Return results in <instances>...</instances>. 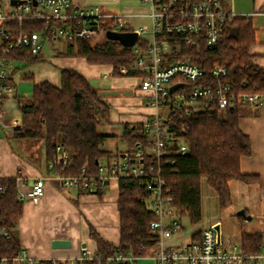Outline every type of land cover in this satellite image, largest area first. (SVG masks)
Masks as SVG:
<instances>
[{
    "label": "built area",
    "instance_id": "obj_1",
    "mask_svg": "<svg viewBox=\"0 0 264 264\" xmlns=\"http://www.w3.org/2000/svg\"><path fill=\"white\" fill-rule=\"evenodd\" d=\"M11 1L0 0V125L4 127L13 126V123L5 125L3 122L4 102L18 92L15 80L18 64L7 56L10 52L26 51L32 57H40L47 43H72L96 37L104 22H108V30L113 31H123L125 26L122 15L104 13L97 6L76 7L70 0H16L19 1L17 4ZM144 1H149L152 6L151 40L145 48L135 44L131 48L135 60L119 69L121 76L139 79L138 87L146 105L156 110L142 123L144 142L120 154L119 158L97 163L95 174L85 175L82 169L77 177H56L65 189L78 188L93 194L98 185L105 190L111 180H141L146 193L142 200L154 217L149 229L157 237V250L150 257L151 264H264V233L255 253L244 251L240 239H227L221 232L218 241L213 225L202 229L197 238L184 239L173 246L162 244L181 229L180 211L173 205V195L164 173L169 168L176 171L173 168L175 158L189 152L188 144L167 124L168 117L172 113L189 114L191 111L212 113L217 108L224 119L234 105L263 104L264 91H237L232 81L223 79L227 75L224 66L213 68L210 71L213 83H206L204 69L199 64L175 59L177 47L161 38L163 35H183V43L193 46L202 33L206 48L215 49L223 24L236 17L221 7L220 0L196 3L187 0ZM33 23H42L44 27L41 30L25 29L26 24ZM144 31L145 27L137 31V40ZM176 84L181 85L170 91ZM242 86L246 84L242 83ZM144 158L153 163L147 165ZM70 161L69 151L56 145L55 155L47 167L62 170ZM45 179L39 177L29 189L18 190V198L36 204L44 194ZM3 190L0 186V195ZM0 235L9 237L5 229L0 230ZM139 258L117 251L104 257L97 250L84 247L76 258L65 264H102L104 261L106 264H134ZM13 263L36 264L35 259L22 250L15 257L0 258V264Z\"/></svg>",
    "mask_w": 264,
    "mask_h": 264
},
{
    "label": "trees",
    "instance_id": "obj_2",
    "mask_svg": "<svg viewBox=\"0 0 264 264\" xmlns=\"http://www.w3.org/2000/svg\"><path fill=\"white\" fill-rule=\"evenodd\" d=\"M166 2L167 0H160ZM192 3L204 0H187ZM171 7H174L171 6ZM226 8V5L223 4ZM178 20V19H177ZM44 24H26L25 29L41 30ZM108 22L101 25L100 39L93 42L78 40L66 44L65 55L83 58L89 65H109L113 76H121L120 67L128 66L135 60L131 48L122 47L117 41L107 40L104 32ZM124 30V29H123ZM161 38L177 47L174 58L199 64L205 71V82L212 84L210 71L224 66L227 75L239 92L264 91V67L252 63L249 48L255 43L254 30L249 19L234 17L226 20L218 45L213 50L205 46L204 36L199 35L193 46L183 43V35H163ZM136 45L145 48L147 42L138 39ZM7 56L16 64L31 65L40 57H32L28 52H10ZM245 83L246 86H242ZM59 87L48 82L35 84L30 98L19 100L21 128L13 132L14 138L33 145H43L44 159L48 165L54 155L56 145H61L70 153L71 161L62 170L48 168L51 175L79 176L97 172V163L119 158L102 149L107 136L98 134L100 120L97 109L106 110L97 91L79 72L62 68L59 71ZM243 105H234L221 118L217 108L212 113L191 111L189 114L172 113L167 119L169 127L189 146L187 155L175 158L176 171L169 168L164 178L173 195V205L180 215H188L192 224L201 220V182L204 180L213 191L220 208L230 203L228 182L240 180L248 183L253 176L240 172L239 162L251 153L250 140L239 128V118ZM140 124H123L120 140L127 149L143 144ZM149 165L151 160L144 158ZM119 195L117 212L119 215V244L110 247L91 229L90 237L95 241L99 255L107 257L112 251L131 253L142 257L156 245L157 237L150 232L149 224L154 219L142 199L145 198L144 183L141 180L126 179L117 182ZM4 188L0 195V230L5 229L9 237L0 235V258H12L20 253L18 243L10 230L23 216V202L18 198L15 179H0ZM104 190L97 186L95 195L101 198ZM239 220L241 217L236 216ZM195 235L192 236V238ZM242 249L249 253L258 252L261 234L242 233ZM39 264H52L42 261ZM95 264V263H88ZM106 262L104 261V263ZM124 264V263H118Z\"/></svg>",
    "mask_w": 264,
    "mask_h": 264
},
{
    "label": "crops",
    "instance_id": "obj_3",
    "mask_svg": "<svg viewBox=\"0 0 264 264\" xmlns=\"http://www.w3.org/2000/svg\"><path fill=\"white\" fill-rule=\"evenodd\" d=\"M70 3L76 7L97 6L104 13L122 15L125 20L123 31L137 32L145 27L140 38L147 43L151 40L152 6L149 1L70 0ZM220 4L224 10L232 12L236 17L249 19L255 39V43L249 48L250 59L253 64L264 67V0H220ZM61 43L63 47L57 50L53 59L57 68L53 79H41L33 71L18 68V78L15 79L17 95L5 100L3 105V122L5 125L13 123V126L0 125V179H18V190L25 191L37 178H46L43 196L36 204L28 200L22 201L23 216L9 231L20 250L34 258L36 264L42 261L65 264L69 259L76 258L84 247L97 250L95 241L90 237L91 229L107 245L117 247L119 215L116 204L119 189L116 180H111L101 198H98L95 194L78 188H63L56 175H51L47 171L43 145L35 146L14 138L13 132L17 129L15 127L21 124L18 101L27 99L28 89L32 90L30 86L33 87L35 84L48 82L59 87V71L62 68L79 72L106 105V110L97 109V117L100 120L97 132L108 137L102 149L111 154L130 151L120 140L123 124L142 125L145 119L156 113L155 109L146 105L145 97L138 87L137 77L113 76L109 65H89L83 58L69 57L64 53L67 43ZM40 57L38 63L45 59L43 52ZM104 74L106 77H103ZM239 128L249 137L251 148L250 155L240 159L239 169L242 174L253 178L248 183L240 180L228 182L230 197L228 206L232 211L244 209L245 213L251 216V220L254 218L264 220V103L243 105ZM110 140H120L124 148L116 146V150L111 152L105 147ZM205 184L203 180L201 194ZM217 223L220 224L216 218L204 221L201 214V220L194 224L196 229L192 236L195 235L197 238L202 229ZM244 233L253 232L245 230ZM223 237L230 239L227 234ZM54 240H68L71 246L52 248L51 243ZM156 250L155 245L134 264H151L150 257Z\"/></svg>",
    "mask_w": 264,
    "mask_h": 264
},
{
    "label": "rangeland",
    "instance_id": "obj_4",
    "mask_svg": "<svg viewBox=\"0 0 264 264\" xmlns=\"http://www.w3.org/2000/svg\"><path fill=\"white\" fill-rule=\"evenodd\" d=\"M93 39V42H97L100 37L96 36ZM53 45L55 48H53ZM62 47L63 44L58 41L47 43L43 50V58H45L43 62L31 65L18 64L19 67H16L23 70L25 69L26 71H33L37 73L38 75L36 76L41 79H53L57 72V68L55 66L56 63L53 59L56 55L55 53H57V50L62 49ZM30 88L32 87L30 86ZM28 93V98H30L32 90L28 89ZM116 146L120 149L124 148V145L120 140H110L105 145L106 149H109L111 152L116 150ZM125 147L127 149L126 145ZM201 214L204 221L209 220L210 218H216L219 220L221 224V234L223 236L227 234L231 240H235V238H241L240 235L245 232V230L246 232L252 231V234H262L264 232V220H259L257 218H254L250 221H243V219L239 220L236 217V211H232L230 206L220 208L216 196L206 184L203 186L201 194ZM180 224L181 229L179 231L175 232L169 239L162 241L164 246L178 245L182 240L191 238L192 232L196 228L194 224L190 222L187 214L180 216Z\"/></svg>",
    "mask_w": 264,
    "mask_h": 264
},
{
    "label": "water",
    "instance_id": "obj_5",
    "mask_svg": "<svg viewBox=\"0 0 264 264\" xmlns=\"http://www.w3.org/2000/svg\"><path fill=\"white\" fill-rule=\"evenodd\" d=\"M12 4H17L19 1L12 0ZM104 36L107 40L111 41H117L122 47L125 48H132L135 46L138 34L136 31H113V30H106L104 32ZM181 84H176L170 88V91H174L177 87H179ZM231 109V107H230ZM121 157H125V155H121ZM133 162V160H131ZM236 216L241 217L242 219L246 221L251 220V216L247 215L245 213L244 209H239L236 211ZM213 229L217 233V240L220 239V224L217 223L213 225ZM52 248H69L71 246L70 241L68 240H54L51 243Z\"/></svg>",
    "mask_w": 264,
    "mask_h": 264
}]
</instances>
